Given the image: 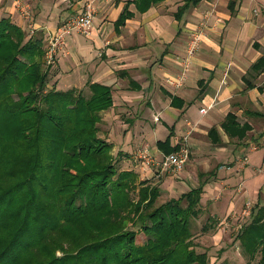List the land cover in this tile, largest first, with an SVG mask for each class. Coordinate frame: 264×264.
Returning <instances> with one entry per match:
<instances>
[{
  "label": "trees",
  "instance_id": "trees-1",
  "mask_svg": "<svg viewBox=\"0 0 264 264\" xmlns=\"http://www.w3.org/2000/svg\"><path fill=\"white\" fill-rule=\"evenodd\" d=\"M199 1L186 0L178 13ZM44 54L43 34L28 36L0 19V264H209L193 240L207 174L156 205L159 187L119 171L111 144L99 137L111 88L91 84L84 96L48 87ZM253 69L264 73V55ZM221 127L240 141L250 130L232 113ZM208 134L217 143L216 130ZM156 146L162 155L179 148L169 136ZM214 225L208 218L201 231ZM236 241L264 264V207L251 210Z\"/></svg>",
  "mask_w": 264,
  "mask_h": 264
},
{
  "label": "crops",
  "instance_id": "crops-1",
  "mask_svg": "<svg viewBox=\"0 0 264 264\" xmlns=\"http://www.w3.org/2000/svg\"><path fill=\"white\" fill-rule=\"evenodd\" d=\"M15 1L0 0V19L27 34ZM21 1L30 7L34 35L43 34L44 45L48 34L92 2L90 34L66 38L48 68V87L89 96L91 84L109 86L113 103L101 113L99 132L118 156L130 157L129 149L147 141L162 156L157 142L169 136L170 146L180 147L187 137L191 166L206 169L197 179L210 173L242 178L249 188L261 183L254 196L264 195V73L253 71L264 55V0H200L189 2L181 14L186 0ZM199 31L198 48L185 68L188 43ZM197 104L204 106L196 110ZM229 113L250 126L244 141L230 139L222 129ZM211 128L217 143L209 137ZM255 206L264 207V201Z\"/></svg>",
  "mask_w": 264,
  "mask_h": 264
},
{
  "label": "rangeland",
  "instance_id": "rangeland-1",
  "mask_svg": "<svg viewBox=\"0 0 264 264\" xmlns=\"http://www.w3.org/2000/svg\"><path fill=\"white\" fill-rule=\"evenodd\" d=\"M200 106L204 105L197 104L196 110ZM139 117L136 116L132 120L136 121ZM253 121L256 122V119H253ZM155 122H157L156 119ZM115 133L120 135L121 131ZM99 137L105 141L107 139L103 138V132L101 131L99 132ZM188 140H186V143ZM147 142L137 145L134 149H129L130 155L129 153L126 154L130 157L127 158L118 156L115 146L111 153L115 166L119 171L123 169L125 171L132 170L138 175L139 180L151 179V183L159 187L160 196L156 205L165 203L172 198L177 199L181 194L198 184L197 174L204 173L205 167L191 166V158L189 156L188 162L180 172H163L159 174L160 168L157 167L156 163L161 160L162 156L157 153L154 144H147ZM109 144L113 146L111 142ZM114 144L118 148L121 142L117 141ZM153 152L159 155V157L155 158ZM146 153V157H142V154L145 155ZM144 158H152L153 162L146 164ZM242 161H244L243 158L239 160V163L241 164ZM209 170H211V166ZM156 174L159 175V178L155 177ZM202 180H207V185L204 187L201 197L200 206L202 213L193 223V240L198 246L197 252H206L209 257V264H257L258 257L249 259L240 247L239 242L236 241V235L240 227L249 222L250 212L255 207V203L264 201L263 193L254 196L256 187L261 183L249 188L247 181L242 178L238 179L228 176L224 179H218L212 173L209 174V177L207 175L205 178H202ZM220 181L223 185L220 184ZM208 218L213 221L215 228L212 231L204 233L201 231V227L206 223ZM144 241V235L141 233L137 234L136 244H142Z\"/></svg>",
  "mask_w": 264,
  "mask_h": 264
},
{
  "label": "built area",
  "instance_id": "built-area-1",
  "mask_svg": "<svg viewBox=\"0 0 264 264\" xmlns=\"http://www.w3.org/2000/svg\"><path fill=\"white\" fill-rule=\"evenodd\" d=\"M15 8L21 14L22 18L27 22V34L28 36H33L35 34L34 24L32 23V15L30 7L27 4H24L21 0L15 1ZM95 9L92 5V2H89L85 5L83 11L73 17L68 18L64 23H62L54 33L48 34L47 43L45 46L44 54V64L49 67L56 63L59 52L64 46L65 40L67 37H72L74 35L88 36L91 32L93 26V17ZM202 31L194 34L187 46L186 49V59L184 67L188 65V59L193 56L198 48V43ZM185 77V70L179 77L177 86H180ZM204 112V110H202ZM158 118H156V121ZM187 137L184 138L182 144L177 151L162 155L161 160L157 162V167L160 168L159 174L163 172L178 173L186 165L189 160V148L186 145ZM145 153V152H143ZM147 153L142 157H146ZM146 164L153 162L152 158H144ZM156 178H159V175H155Z\"/></svg>",
  "mask_w": 264,
  "mask_h": 264
}]
</instances>
